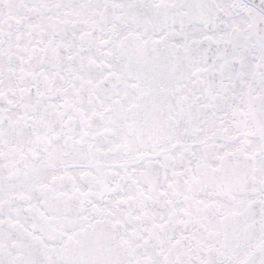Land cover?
<instances>
[{"label":"snow or ice","instance_id":"snow-or-ice-1","mask_svg":"<svg viewBox=\"0 0 264 264\" xmlns=\"http://www.w3.org/2000/svg\"><path fill=\"white\" fill-rule=\"evenodd\" d=\"M0 264H264V0H0Z\"/></svg>","mask_w":264,"mask_h":264}]
</instances>
